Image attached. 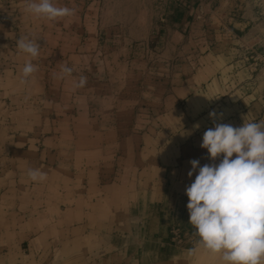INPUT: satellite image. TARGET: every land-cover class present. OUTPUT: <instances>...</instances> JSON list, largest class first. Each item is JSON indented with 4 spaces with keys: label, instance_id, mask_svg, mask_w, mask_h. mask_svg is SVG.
I'll list each match as a JSON object with an SVG mask.
<instances>
[{
    "label": "rangeland",
    "instance_id": "1",
    "mask_svg": "<svg viewBox=\"0 0 264 264\" xmlns=\"http://www.w3.org/2000/svg\"><path fill=\"white\" fill-rule=\"evenodd\" d=\"M54 3L74 14L50 21L16 5L0 16L1 32L19 28L16 41L40 44L34 58L17 45L0 46V202L27 185V160L38 159L31 163L38 168L39 158L52 163L57 154L82 156L94 140L100 153L105 145L115 150L119 140L129 145L136 135L167 137L148 124L166 126V110H254L255 121L264 119V0ZM181 8L193 18L184 39L172 34L182 21L172 12ZM208 50L229 67L221 71L225 82L214 96L206 83L197 102L171 104L172 89ZM29 60L37 70L25 80ZM64 65L70 75L62 74ZM81 77L86 83L76 87Z\"/></svg>",
    "mask_w": 264,
    "mask_h": 264
},
{
    "label": "crops",
    "instance_id": "2",
    "mask_svg": "<svg viewBox=\"0 0 264 264\" xmlns=\"http://www.w3.org/2000/svg\"><path fill=\"white\" fill-rule=\"evenodd\" d=\"M65 1L80 2L55 0ZM26 2L0 0V16L16 5L18 11L27 12ZM181 9L172 12L173 18L177 13L182 17L172 34L184 39L193 28V18ZM18 31H0V46L11 43L14 48ZM218 61L209 50L203 52L194 73L185 75L172 89L169 102H197L206 83L207 94L214 96L218 83L227 77L221 71L229 69ZM213 111L216 123L240 127L245 121H255L254 110H200V106L166 110V126L148 123L150 129L167 131L165 138H145L135 125L136 134L142 136L136 135L129 145L116 141L115 150L107 151L105 147L111 146L105 145L98 153L94 140L82 156L57 154L52 163L39 158L38 168L47 178L33 182L27 170V185L8 193L7 202H0V264H224L220 253L198 243L188 222L185 194L195 179V173L188 177L189 161L198 159L201 166L213 162L200 147L204 132L214 126L209 117ZM178 114L185 116L184 123L176 121ZM196 124L199 129L194 128ZM27 161L31 168L34 161ZM173 227L184 233L181 245L170 241Z\"/></svg>",
    "mask_w": 264,
    "mask_h": 264
},
{
    "label": "clouds",
    "instance_id": "3",
    "mask_svg": "<svg viewBox=\"0 0 264 264\" xmlns=\"http://www.w3.org/2000/svg\"><path fill=\"white\" fill-rule=\"evenodd\" d=\"M25 10L50 21L74 14V9L57 6L54 0H27ZM37 41L21 37L17 46L34 58L40 50ZM36 70L27 61L23 78ZM61 72L70 75L72 69L64 65ZM85 83L86 78L81 77L75 86ZM209 117L214 126L204 132L200 147L207 150L213 162L201 166L198 159L189 161L188 177L195 173V179L185 189L188 222L195 229L198 243L212 253H220L224 264H264V119L234 127L216 123L214 111ZM217 159L219 163H215ZM27 175L33 182L47 178L39 168H29Z\"/></svg>",
    "mask_w": 264,
    "mask_h": 264
},
{
    "label": "built area",
    "instance_id": "4",
    "mask_svg": "<svg viewBox=\"0 0 264 264\" xmlns=\"http://www.w3.org/2000/svg\"><path fill=\"white\" fill-rule=\"evenodd\" d=\"M184 240V233L178 227H173L170 230V241L174 245H181Z\"/></svg>",
    "mask_w": 264,
    "mask_h": 264
},
{
    "label": "trees",
    "instance_id": "5",
    "mask_svg": "<svg viewBox=\"0 0 264 264\" xmlns=\"http://www.w3.org/2000/svg\"><path fill=\"white\" fill-rule=\"evenodd\" d=\"M180 17H181V15L179 13H177L176 18H180Z\"/></svg>",
    "mask_w": 264,
    "mask_h": 264
}]
</instances>
